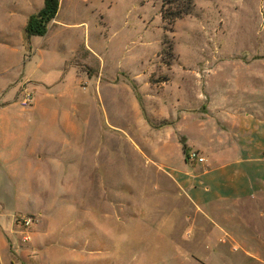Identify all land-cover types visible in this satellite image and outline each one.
Returning a JSON list of instances; mask_svg holds the SVG:
<instances>
[{"label": "rangeland", "instance_id": "obj_1", "mask_svg": "<svg viewBox=\"0 0 264 264\" xmlns=\"http://www.w3.org/2000/svg\"><path fill=\"white\" fill-rule=\"evenodd\" d=\"M160 3L59 0L28 37L43 0H0V264H264L263 207L230 232L174 177L203 189L190 152L224 157L228 103L259 108L264 0H192L172 25Z\"/></svg>", "mask_w": 264, "mask_h": 264}, {"label": "crops", "instance_id": "obj_2", "mask_svg": "<svg viewBox=\"0 0 264 264\" xmlns=\"http://www.w3.org/2000/svg\"><path fill=\"white\" fill-rule=\"evenodd\" d=\"M1 73L3 74L4 71ZM10 79L9 77L0 86L2 101L10 100L15 91V87H8ZM241 98L243 99H239L237 103L235 101L228 103L229 107H237L239 110H234L231 117L225 116L227 127L221 128L220 134L216 137L217 143L223 144L225 148L219 153L225 156H213L211 154L213 148L209 147L207 158L203 156V162L206 161L194 167L196 171L194 179L206 182L205 187L199 189L174 176L183 191L199 209L201 205L206 204L208 210L212 204L213 209L207 211V218L215 224L220 218L224 219L225 223L227 222L225 229L230 232L239 229V223H237L239 208L247 205V198L264 208V82L256 88L254 97L250 98L259 108L255 107L256 109L252 111H246L247 107L239 108L237 105H243L247 99L246 96ZM11 104L12 102L8 105ZM3 110L4 108L0 107V112ZM189 144L199 148L204 146L200 143ZM205 146L208 147L207 144ZM217 208L225 212L219 213ZM237 236L235 241L237 245L249 244L240 241L239 233Z\"/></svg>", "mask_w": 264, "mask_h": 264}, {"label": "trees", "instance_id": "obj_3", "mask_svg": "<svg viewBox=\"0 0 264 264\" xmlns=\"http://www.w3.org/2000/svg\"><path fill=\"white\" fill-rule=\"evenodd\" d=\"M160 16L163 21L172 25L177 19L189 14L192 7V0H160ZM59 0H43V6L31 14L24 27L25 35L42 36L47 31V24L57 12ZM183 152H186L187 145L181 141Z\"/></svg>", "mask_w": 264, "mask_h": 264}, {"label": "built area", "instance_id": "obj_4", "mask_svg": "<svg viewBox=\"0 0 264 264\" xmlns=\"http://www.w3.org/2000/svg\"><path fill=\"white\" fill-rule=\"evenodd\" d=\"M22 104H29L31 102V98L29 97V94L26 93L25 97L22 99ZM190 156L192 158H196L197 161H203L204 157L203 156H199L198 153L196 151H191L190 152ZM20 221L22 222V225L24 227H29L31 226V224L33 223V218L32 217H24L22 219H20ZM27 238L26 236L24 237V239Z\"/></svg>", "mask_w": 264, "mask_h": 264}]
</instances>
